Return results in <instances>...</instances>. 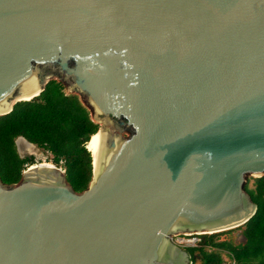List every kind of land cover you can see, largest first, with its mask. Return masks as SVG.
<instances>
[{
    "label": "water",
    "instance_id": "water-1",
    "mask_svg": "<svg viewBox=\"0 0 264 264\" xmlns=\"http://www.w3.org/2000/svg\"><path fill=\"white\" fill-rule=\"evenodd\" d=\"M52 80L100 125L93 177L0 172V264H194L175 237L256 214L264 0H0V116Z\"/></svg>",
    "mask_w": 264,
    "mask_h": 264
},
{
    "label": "trees",
    "instance_id": "trees-1",
    "mask_svg": "<svg viewBox=\"0 0 264 264\" xmlns=\"http://www.w3.org/2000/svg\"><path fill=\"white\" fill-rule=\"evenodd\" d=\"M99 128L79 95L67 93L58 80L50 81L41 95L18 102L13 111L0 116L3 180L20 181L24 170L35 163L33 157L19 153L17 139L23 136L44 150L49 161L63 167L78 191L84 190L94 173L93 154L87 145ZM247 188L258 204L256 214L238 228L202 234L200 245L189 248L194 264H224V252L236 264H264V176L251 178ZM240 230L248 238L246 243L236 239Z\"/></svg>",
    "mask_w": 264,
    "mask_h": 264
},
{
    "label": "built area",
    "instance_id": "built-area-1",
    "mask_svg": "<svg viewBox=\"0 0 264 264\" xmlns=\"http://www.w3.org/2000/svg\"><path fill=\"white\" fill-rule=\"evenodd\" d=\"M175 241L184 247H196L200 244V234L180 235L175 237ZM225 264H234L231 260H226Z\"/></svg>",
    "mask_w": 264,
    "mask_h": 264
},
{
    "label": "rangeland",
    "instance_id": "rangeland-1",
    "mask_svg": "<svg viewBox=\"0 0 264 264\" xmlns=\"http://www.w3.org/2000/svg\"><path fill=\"white\" fill-rule=\"evenodd\" d=\"M65 91L67 92V93H69L70 94V90L68 89V88H66L65 87ZM18 146L20 147V149H21V144H22V142H20V140L18 141ZM36 150V151H35ZM35 150L34 151H30L29 153H31V154H27V153H25L24 151H22V152H24L26 155H25V157H27V156H29V155H36V157L37 158H39V159H41V162H43V163H49L48 161H46L45 160V158H46V156L48 155L47 153H45L44 152V150H42V149H38V148H35ZM30 166V165H29ZM28 166V167H29ZM200 238H201V241H202V237L200 236ZM200 245V244H199ZM223 258H224V260H231L232 262H234V264H236V261L232 258V257H230V256H228L227 255V253H223Z\"/></svg>",
    "mask_w": 264,
    "mask_h": 264
},
{
    "label": "bare ground",
    "instance_id": "bare-ground-1",
    "mask_svg": "<svg viewBox=\"0 0 264 264\" xmlns=\"http://www.w3.org/2000/svg\"><path fill=\"white\" fill-rule=\"evenodd\" d=\"M92 140V139H91ZM22 142L21 144V151H24L25 153H29L30 151H34L35 150V147H33L32 145L28 144L27 142H24V141H20ZM91 143V141L89 142V144ZM88 144V145H89ZM87 145V146H88ZM89 148V147H88ZM90 149V148H89ZM36 151V150H35ZM91 152H93V150H91ZM36 167V165L34 166ZM33 168V167H32Z\"/></svg>",
    "mask_w": 264,
    "mask_h": 264
},
{
    "label": "flooded vegetation",
    "instance_id": "flooded-vegetation-1",
    "mask_svg": "<svg viewBox=\"0 0 264 264\" xmlns=\"http://www.w3.org/2000/svg\"><path fill=\"white\" fill-rule=\"evenodd\" d=\"M17 146H18V144H17ZM29 157H33L35 159V161L37 159L36 155H34V154L33 155H29ZM244 236L245 235L243 234V231H241V230L240 231H237V233H236V239H238L240 243H245V237Z\"/></svg>",
    "mask_w": 264,
    "mask_h": 264
},
{
    "label": "clouds",
    "instance_id": "clouds-1",
    "mask_svg": "<svg viewBox=\"0 0 264 264\" xmlns=\"http://www.w3.org/2000/svg\"><path fill=\"white\" fill-rule=\"evenodd\" d=\"M207 234V233H206ZM190 235V234H189ZM202 234H200V236H201ZM184 247V246H183ZM186 249H188L189 250V248H192V247H185ZM225 263H226V260H225ZM224 263V264H225Z\"/></svg>",
    "mask_w": 264,
    "mask_h": 264
}]
</instances>
